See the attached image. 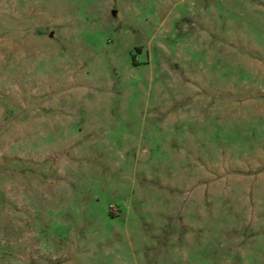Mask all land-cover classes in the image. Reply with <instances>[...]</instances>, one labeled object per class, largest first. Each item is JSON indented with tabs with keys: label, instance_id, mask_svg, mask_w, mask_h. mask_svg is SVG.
Masks as SVG:
<instances>
[{
	"label": "rangeland",
	"instance_id": "374dc122",
	"mask_svg": "<svg viewBox=\"0 0 264 264\" xmlns=\"http://www.w3.org/2000/svg\"><path fill=\"white\" fill-rule=\"evenodd\" d=\"M0 264H264V0H0Z\"/></svg>",
	"mask_w": 264,
	"mask_h": 264
},
{
	"label": "water",
	"instance_id": "95a60500",
	"mask_svg": "<svg viewBox=\"0 0 264 264\" xmlns=\"http://www.w3.org/2000/svg\"><path fill=\"white\" fill-rule=\"evenodd\" d=\"M113 13L115 14V13H116V11L114 10V11H113Z\"/></svg>",
	"mask_w": 264,
	"mask_h": 264
}]
</instances>
